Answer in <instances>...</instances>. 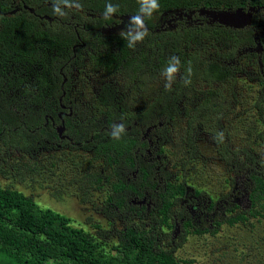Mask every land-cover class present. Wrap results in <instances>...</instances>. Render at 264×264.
<instances>
[{
    "label": "rangeland",
    "instance_id": "obj_1",
    "mask_svg": "<svg viewBox=\"0 0 264 264\" xmlns=\"http://www.w3.org/2000/svg\"><path fill=\"white\" fill-rule=\"evenodd\" d=\"M15 5L24 8L22 0H16ZM196 10L158 14L152 23L161 31L154 37L149 34L134 49L126 46L123 36L110 37V32L102 39L81 35L83 42L73 46L74 58L67 67L65 81L58 88L59 95L46 79L41 85L35 81L38 67L11 64L7 60L4 63L0 59V124L21 125L22 120L38 124L41 117L53 118L65 106L69 116L67 125L74 130L67 127L66 131L59 130V125L55 126L57 136L51 126L42 127L37 135L16 128L17 125L11 131L3 130L0 133V188L20 192L30 197L37 207L64 216L72 227L92 236L106 254L123 260L129 258L119 248L118 233L124 227L147 229L151 224L144 223L143 217L131 216L127 210L120 213L113 205H105L109 182L115 181L123 169L114 162L108 164V159L94 145H87L88 141L74 133L83 129L89 131L88 136L99 134L107 112L117 116L116 122L129 124L135 116H142L152 101L166 97L164 118L155 117L154 121H158L155 124L144 121L134 124L138 128L155 125L152 127L155 136L151 133L147 137L152 140L148 154L151 157L142 150L140 159L154 162L167 182L181 181L186 190L201 192L205 197L200 201L206 203L208 196L215 203L213 218L223 217L222 209L231 204L229 201L234 203L235 213L249 208L245 195L249 162L244 159L245 153L251 156L250 162L260 163L261 167L255 168L264 173V29L254 35L255 46H236L231 33L220 36L211 26L194 24L196 18L203 16ZM254 14L264 15V10L254 9L251 18ZM174 16L177 19L172 22ZM159 40L167 43H162L165 47L156 46ZM200 43L218 48L220 64L236 65L233 75H226L232 82L234 104L228 96L226 112L216 121L217 128L224 133L223 142L215 141L216 135H210L205 126L191 128L194 125H189L195 109L198 111L206 100L205 89L198 85L203 82L196 83L192 74L190 85L185 86L177 79L168 91L160 75L173 55L179 58L182 55L183 72L184 58L197 56ZM207 53L198 57L205 64L209 58ZM46 58L47 54L44 59L38 55L36 60L43 62ZM200 68L205 67L200 65ZM107 128H102L101 133H109ZM188 139H191V149L186 145ZM100 140L106 139L101 136ZM220 144L226 145V149L220 151ZM158 145L159 155L155 153ZM226 160L236 162L238 173L230 171ZM133 176L134 172L128 179ZM138 202L147 210L152 204L147 197ZM261 204L259 213L247 214L245 219L231 225L215 226L209 224L211 220L204 221L203 227L209 231L195 234L187 230L181 243H177L179 227L168 222L160 226L163 233L157 242L171 252L178 264H264V201ZM47 263L60 264L51 260Z\"/></svg>",
    "mask_w": 264,
    "mask_h": 264
},
{
    "label": "trees",
    "instance_id": "obj_2",
    "mask_svg": "<svg viewBox=\"0 0 264 264\" xmlns=\"http://www.w3.org/2000/svg\"><path fill=\"white\" fill-rule=\"evenodd\" d=\"M79 2L82 4L81 9H65L67 15L60 18L53 14L52 0H22L24 7L33 10V13L20 8L21 11L13 15H9V13L14 10L15 3L12 4L11 0H0V59H3L4 63L7 60L11 64H27L30 67L31 65L38 67L35 81L41 85L42 80L46 79V83L49 81L52 84L53 92L55 89L59 95L60 83L63 77L69 73L67 67L74 58L73 46H78V43L83 42L81 34L94 35L98 39L105 38L108 36L105 34L107 33L105 30L118 24L119 17L134 15L139 8L137 0H79ZM109 2L118 5L119 10L113 18L105 20L102 14L105 5ZM159 3V10L154 12L151 17L146 18L145 21L151 37L156 36L157 31H161L152 23L158 14L178 10L195 11L198 8L212 11L238 8L243 10L261 8L264 10V0H159ZM44 15L49 17L51 22L42 19ZM69 18L72 19L71 22H69ZM216 26L218 27L213 28L220 33V36L228 32L231 33L236 46L250 47L254 44V35H259L264 29V18L262 15L254 14L248 26L238 29L218 24ZM164 28L165 26L162 27V33ZM118 33L110 35V37L123 36ZM75 35L80 37V42L76 41ZM162 43L167 44L159 40L156 46L158 48L165 47V45L162 46ZM201 44L197 47V56L193 54L192 57L184 58L186 61L184 68L190 62L192 80L195 79L196 83L202 81L203 83L198 85L205 89L203 92L206 94L205 103L201 104L198 111L195 109V114L191 116L189 125H194L191 128L203 125L209 130L207 132L210 135H216L220 132L216 121L226 112L228 96L234 104L235 95L230 89L232 82L226 79V75H233L236 65L220 64L222 61L218 48ZM206 51L211 52L207 53ZM204 53L209 56L205 60L206 64L198 58ZM44 54H47L45 61L36 60L38 55L44 59ZM180 58L182 59V55ZM200 65L205 68L201 69ZM200 75L201 77H196ZM165 98L152 101L145 108V112L142 114L143 119L139 115L135 116V121L142 120L148 124H155L158 122L156 119L154 121L155 117L162 116L164 118L165 114L162 112L166 105ZM110 113L112 112L106 113L105 124L101 130L109 127L111 131V126L117 121L115 112L113 111L116 118ZM10 120L11 118L8 119V121ZM116 123H119V120ZM41 124L42 117L38 124L32 122L28 124L23 120L21 125L16 123L10 125L7 122L0 124V133L3 130L11 131L15 125H17L16 128H24L31 132ZM125 125L126 133L119 140L113 139L110 132L104 133L103 131L101 133V130L99 134L92 133L89 136V131L83 129L74 134L81 140L88 141L87 145H94L96 151L108 159V164L114 162L123 169L121 176L116 174L118 178L109 182L107 196L104 200L105 205H113L120 213L127 210L131 216L140 219L143 217L144 223L151 224L147 229L124 227L118 233L119 248L129 258L123 260L106 254L92 236L79 228L72 227L64 216L48 208L37 207L30 197L20 192L0 188V264H49L48 260L58 261L60 264H178L173 259L171 252L162 248L157 242V238L163 231L160 226L168 222L170 225L176 223L180 229L177 233L178 236L176 235L177 243L184 240L187 230L195 234L209 231L203 227L205 223L201 219H199V223L196 221V215L190 217L186 214L184 206L181 204L186 199L184 195L187 187L184 182L173 184L167 182L164 177L163 183L157 185L156 179L162 177L163 174L159 173L160 169L155 168L154 162L146 163L140 159L145 142H138L139 138L132 130L127 129L131 126L130 122ZM68 129L73 130V128ZM37 132L30 134L37 135ZM101 136L105 137L104 142L100 140ZM186 145L191 149V139H188ZM157 147L155 153L159 155L160 146ZM224 148L226 149V145L220 144L218 149L221 151L225 150ZM134 149L135 152H133ZM244 159L249 162L246 164L248 172L245 177L247 182L245 195L249 208L235 213L232 210L235 205L229 201L231 204L227 203L222 209L223 217L221 216L219 219L215 217L209 224L217 226L226 223L231 225L245 219L247 214L259 213L262 207L261 202L264 201V173L255 168L260 163L250 162L251 156L247 153H245ZM226 161L230 171L238 173L236 162L232 161V164L229 160ZM132 172L135 176L130 180L128 177ZM194 193L201 199L205 197L201 192L195 191ZM144 197L152 200L148 210L143 203L138 202ZM206 199L209 203L208 210H213L215 208L214 201L208 196ZM230 213L234 214L230 215Z\"/></svg>",
    "mask_w": 264,
    "mask_h": 264
},
{
    "label": "clouds",
    "instance_id": "obj_3",
    "mask_svg": "<svg viewBox=\"0 0 264 264\" xmlns=\"http://www.w3.org/2000/svg\"><path fill=\"white\" fill-rule=\"evenodd\" d=\"M139 8L136 14L129 16L127 26L123 30V39L126 42V46L130 49H134L138 43H141L149 35L148 27L146 25V18L153 15L154 12L160 8L159 0H137ZM82 4L79 0H52V10L55 16L63 18L67 15L65 9H81ZM23 9L33 13V10L24 7ZM119 10L118 5H114L109 2L105 5L103 12V19L109 20L113 18ZM42 19L46 20L42 17ZM215 24V23H213ZM216 25V24H215ZM182 69V62L179 56L173 55L168 58L166 66L162 69L160 75L165 82V89L172 90L173 84L180 79L181 82L188 86L191 84L192 67L189 62L188 66ZM126 133L125 123H114L111 126L110 136L113 139L119 140L122 135ZM215 139L217 142H223L224 133L218 132Z\"/></svg>",
    "mask_w": 264,
    "mask_h": 264
},
{
    "label": "flooded vegetation",
    "instance_id": "obj_4",
    "mask_svg": "<svg viewBox=\"0 0 264 264\" xmlns=\"http://www.w3.org/2000/svg\"><path fill=\"white\" fill-rule=\"evenodd\" d=\"M15 1L16 0H11V3L12 4H14L15 3ZM42 3V2H41ZM21 11V9H20V7H17V6H14V10H12L10 13H9V15H13L14 13H16V12H20ZM197 16V15H196ZM43 18H45L46 19V21L47 22H51L50 20V18L49 17H47V16H42ZM194 17H195V15H194ZM198 17V16H197ZM262 17L264 18V15H262ZM176 17L174 16L172 19H171V21L173 22V21H176V19H175ZM198 19V20H197ZM121 21V20H120ZM119 21V22H120ZM178 21V20H177ZM195 23L194 24H198V25H200V27H202V26H204V27H209V26H211L212 28L213 27H218V26H216L215 24H211V23H208L207 22V19L205 18V16L203 17V16H201V17H198V18H196L195 20ZM178 22H180V21H178ZM177 22V23H178ZM189 22H191L192 23V20H190ZM121 23V22H120ZM120 23H118V24H120ZM176 23V24H177ZM118 24H116V25H118ZM76 26V25H75ZM74 26V27H75ZM174 26V24H172L171 25V27H173ZM113 27V26H112ZM168 27V26H167ZM107 32H109V31H107ZM81 33H84V32H81ZM113 34H117V32H111L110 31V33H109V35H113ZM82 35V34H81ZM75 37L77 38L76 39V41H81V39H80V37H78V35H75ZM80 43H82V42H80ZM80 43H78V46H79V44ZM65 81V77H63V79H62V81H61V83H60V85L63 83ZM62 86V85H61ZM60 86V87H61ZM65 109H66V107L64 106V107H62V108H59V111L56 113V115L53 117V118H50V117H48V116H45V117H43L42 118V124H41V126H39V127H41V128H36V130L35 131H31L32 133L34 132H37V134H39L40 132H42V130H43V128L42 127H47V126H51V128H54V130H55V133H56V136H57V131H56V129L57 128H55V126H58L59 125V127H58V129L59 128H63V130H67V128H70L71 126H69V125H67V122L69 123V121L67 120V119H69V118H67V117H69V116H66V114L67 113H65ZM141 119H143V115L141 116ZM142 120H138L137 122L135 121V120H133V121H130V124H131V126H129V127H127V129H129L130 131L132 130V132L135 134V136H137L138 138H139V140H141V141H138V142H145V148L143 149V153H145V154H147V156L150 158L151 157V155H148L149 154V149H150V147L152 146V140L151 139H149V138H147V137H149L150 136V134L152 133V130H153V126L155 127V125H152V126H148V127H145V128H138L137 126H134V124L135 123H138L139 124V122H141ZM66 122V123H65ZM137 124V125H138ZM66 125V126H65ZM67 127V128H66ZM35 135V134H34ZM152 135L153 136H155V134L154 133H152ZM151 135V136H152ZM145 140H144V139ZM163 177H159V178H157L156 179V183H157V185H160V184H162L163 183ZM193 191V192H192ZM195 190L194 189H191V190H186L185 189V195H184V197H186V199H184L183 200V202L181 203L183 206H184V210H185V212H186V214L188 215V216H193V215H196L197 216V218H196V221L199 223V219H201L202 220V222H204V221H206V222H209L210 220H212L213 219V217H211L212 216V213H214L215 212V208L213 209V210H208V205H209V203H208V201H206V203H204V201H200V197H198L197 195H195ZM147 196V195H146ZM200 198V199H199ZM174 224H176V223H174ZM177 225V224H176ZM178 226V225H177ZM180 230V229H179Z\"/></svg>",
    "mask_w": 264,
    "mask_h": 264
},
{
    "label": "water",
    "instance_id": "obj_5",
    "mask_svg": "<svg viewBox=\"0 0 264 264\" xmlns=\"http://www.w3.org/2000/svg\"><path fill=\"white\" fill-rule=\"evenodd\" d=\"M198 14L206 17L208 23H215L218 25H222L224 27L238 29L246 27L250 24L251 21V13L254 11L253 8H248L246 10L243 9H234V10H218L212 11L208 9H197ZM194 12V11H191ZM131 15H126L119 17V20H122L120 24L115 25L111 28H108L106 31L111 32H123V30L127 26L128 18ZM255 46V45H254ZM59 130H63V128H59Z\"/></svg>",
    "mask_w": 264,
    "mask_h": 264
}]
</instances>
